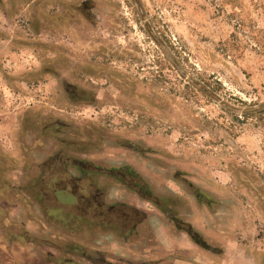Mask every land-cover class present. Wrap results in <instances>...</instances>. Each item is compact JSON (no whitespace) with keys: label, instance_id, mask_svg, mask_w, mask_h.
I'll return each mask as SVG.
<instances>
[{"label":"rangeland","instance_id":"374dc122","mask_svg":"<svg viewBox=\"0 0 264 264\" xmlns=\"http://www.w3.org/2000/svg\"><path fill=\"white\" fill-rule=\"evenodd\" d=\"M198 74L236 114L264 102V0H0V264H264V128ZM54 155L129 170L138 227L51 217L34 177ZM97 177L109 201L137 194ZM67 184L85 212L136 222Z\"/></svg>","mask_w":264,"mask_h":264},{"label":"flooded vegetation","instance_id":"af4514ba","mask_svg":"<svg viewBox=\"0 0 264 264\" xmlns=\"http://www.w3.org/2000/svg\"><path fill=\"white\" fill-rule=\"evenodd\" d=\"M72 159L73 157H69ZM75 159V158H74ZM61 161L60 163L58 161ZM68 157H61L58 155L50 156L47 159H44L42 162L39 163L37 166V171L34 177L35 184L41 185L42 187L38 188L40 195L37 197L38 200L41 202L44 201L46 205L49 207V215L53 217L55 220L60 219L62 223H66L67 227H69L71 224L78 226L81 230H83L85 233H87L89 230H93L96 228H101L102 224L100 226L99 222L106 223L108 227L105 229L120 234L119 230H115V228L118 227L123 233H128L130 231L135 230L138 225L137 223L142 219L139 218L138 221L135 220V215H140V212L137 210V202L140 201H146V197L142 196L141 190L138 188L142 186V183H140L138 180H136L134 177L131 178V172L129 170L124 169V167L119 168H111V172L103 171V169H100L101 166L99 165H92L89 166L88 164H84L82 159H79L77 161H68ZM81 160V161H80ZM91 162V161H90ZM93 163V162H92ZM49 166L48 169H45V167ZM65 166H72L75 168V173H71L68 168H65ZM103 168V167H101ZM39 169V170H38ZM115 169L121 170L124 169V172H118L114 173ZM42 170H46L44 174L41 175ZM106 173L107 175H111L112 178H121V180L125 181V185L132 191H135L137 194L132 197L123 198L121 200L114 197L112 201H109L106 199V193L104 192V189L102 188L103 185H108L110 180H105L104 183L100 182L98 175ZM133 176V175H132ZM129 178V179H127ZM52 180L56 182L51 188V190H48L47 185H50ZM62 181H66V183H62ZM67 181L74 182V183H81L80 187L82 185V181L86 183L87 186H89L93 191L96 193L95 195H92L89 197L92 202L96 206H98L100 203L102 205H106L110 208H117V207H124L127 208L131 216L136 221L135 223H131L130 226H125L127 224L126 221H123V219H118L115 217L113 211H103V214L100 213H94V210L90 212H85L84 209L87 208L86 202L82 201L81 198L80 203L76 202L71 192L67 189L69 188V185L67 184ZM138 186V187H137ZM82 193V191H81ZM79 194L82 197V194ZM100 196V197H98ZM71 197V198H67ZM101 199V200H100ZM69 200L73 201V204L69 203ZM103 200V201H102ZM100 201V202H99ZM101 205V204H100ZM63 210H69V216H61L65 217L60 218L59 216L55 215L57 211L62 212ZM121 214V213H119ZM87 221L86 224H84V220ZM90 222V224L88 223ZM95 225H93V224ZM92 224V225H91ZM114 229V231L112 230ZM122 233V234H123ZM124 235V234H123Z\"/></svg>","mask_w":264,"mask_h":264},{"label":"trees","instance_id":"16d2710c","mask_svg":"<svg viewBox=\"0 0 264 264\" xmlns=\"http://www.w3.org/2000/svg\"><path fill=\"white\" fill-rule=\"evenodd\" d=\"M213 83H215L214 86ZM221 86V81L217 79L209 82L203 78L201 74L195 76V91L202 93L211 101L218 97L226 114H228L232 120H237L239 123L243 124L249 123V126L264 128V102L261 99L257 98L251 102L239 100L242 105L246 107L241 115H239L235 113V107L217 94V89Z\"/></svg>","mask_w":264,"mask_h":264}]
</instances>
